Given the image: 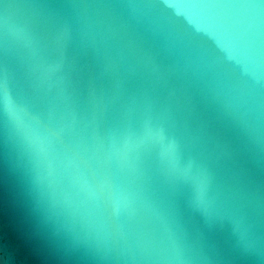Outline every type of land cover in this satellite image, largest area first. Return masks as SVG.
I'll return each instance as SVG.
<instances>
[{
    "label": "water",
    "instance_id": "water-1",
    "mask_svg": "<svg viewBox=\"0 0 264 264\" xmlns=\"http://www.w3.org/2000/svg\"><path fill=\"white\" fill-rule=\"evenodd\" d=\"M0 264H264V0H0Z\"/></svg>",
    "mask_w": 264,
    "mask_h": 264
}]
</instances>
